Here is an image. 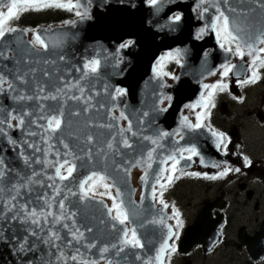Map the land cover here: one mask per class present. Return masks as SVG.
<instances>
[{
  "label": "snow or ice",
  "instance_id": "snow-or-ice-1",
  "mask_svg": "<svg viewBox=\"0 0 264 264\" xmlns=\"http://www.w3.org/2000/svg\"><path fill=\"white\" fill-rule=\"evenodd\" d=\"M147 3L159 12L165 0ZM45 9L72 12L80 20L90 18L81 0H0V98L11 102L0 103V243H6L22 264L37 260L39 264H168L177 252L184 223L176 205L165 201V192L180 176L202 175L186 172L182 161L190 166L198 157L201 165L221 168L219 163L207 164L195 142L182 145L181 141L188 132L207 128L215 147L227 155L229 138L205 121L217 93L228 91L231 76L241 87L264 79V0H198L196 10L206 23L196 38L214 33L220 49L243 63L228 59L211 70L210 75H218L217 82L202 84L199 99L186 106L195 112V122L183 116L171 132H149L154 123L147 120L150 111L139 114L134 125L116 103L126 90L116 87L110 92L107 85L97 89L101 60L96 56L86 58L82 66L73 63L74 57L62 47L66 33L13 24L23 13ZM182 20V14L176 13L170 24ZM133 43L128 40L118 47L122 50ZM181 57L177 49L160 61L174 59L180 64ZM156 75L169 73L158 68ZM101 96L107 101L97 99ZM171 99L161 94L158 103L167 101L170 106ZM152 110L168 109L154 104ZM73 117L85 118L79 131L71 130ZM243 160L245 167L252 165L248 156ZM134 168L142 173L139 202L133 199L136 190L127 187ZM79 169H86L85 174L70 186ZM233 171L241 169L224 162L217 175L205 173L203 178L223 179ZM146 199L148 208H144ZM89 205L99 206L100 215L91 214L95 224L89 219Z\"/></svg>",
  "mask_w": 264,
  "mask_h": 264
},
{
  "label": "water",
  "instance_id": "water-1",
  "mask_svg": "<svg viewBox=\"0 0 264 264\" xmlns=\"http://www.w3.org/2000/svg\"><path fill=\"white\" fill-rule=\"evenodd\" d=\"M81 3L89 10L90 18L84 20L77 18L73 20L75 21L74 25H66L64 23L51 27L44 26L41 30L51 28L56 32L66 33L67 39L62 47L65 52L70 53L74 57L73 63L77 66H82V63L86 58L98 56L101 60V70L99 79L96 80L97 89L102 91L104 85L108 86L110 92L116 87L125 89L127 95L121 97L116 103H119L121 108L130 115L133 119L134 125L139 114L143 111H150L147 120L154 121V123L152 124V128L149 129V132H151L152 129H160L170 132L177 129L180 126V121L183 117V115H180L184 106L187 103H195L199 99L201 93L204 92L202 84L207 83L206 80L208 78L215 77L209 74L210 71L218 69L226 60L232 59V57L226 56L223 50L220 49L214 33L207 32L201 37V41L194 40L197 39V33L200 28L206 23V20L199 17L198 11L196 10L198 0H165L163 8L159 12H157L156 9L151 8L148 5L147 0H91L90 3L89 0H81ZM111 7H114V9L111 10V13H108V9ZM181 7L184 8L181 9ZM127 13H129L128 15L131 14V17L133 18L140 16L141 20H135H140L139 24L145 22L146 27L152 30L153 33L157 34L156 38H149L147 33L146 36L142 37L143 39H146L143 50L140 49L138 44L144 42H137L135 36L132 35L133 33H130L131 31H126V24H122L125 21V17L122 16L129 17L127 16ZM176 13L182 14L183 20L179 24H170V17ZM111 15L114 18H111ZM30 35L29 38H31ZM164 38H169L170 40L182 39L184 42L183 44H178L176 42L162 44ZM128 40L134 41L132 46L120 50L118 46L122 42ZM192 43L198 44H195L198 56L194 59V47H192ZM177 49H180L182 53L181 58L183 59L184 65L180 67L179 72L176 75L178 79L167 81L162 75L157 77V70L154 68V63L161 57L162 53L175 52ZM207 50H210L211 53H208ZM130 54L137 57L134 58ZM144 57H146L144 64L138 68L137 73L135 72V77L138 80L133 91L130 83L126 82V78L129 71L134 67L135 61H141ZM242 63L243 62L239 61L237 65H241ZM74 75L77 74L74 72ZM161 84L167 86L161 87ZM137 86H139V90L137 89ZM130 89H132V91H130ZM137 91L140 93L138 92L137 94ZM133 92L135 96L133 95L132 97L131 95ZM161 94L164 96H171L172 98L170 106L169 103L165 101L167 102L166 108L168 109L166 112L152 110L154 104L157 107L165 108L162 104L158 103ZM97 99L107 101V96L97 97ZM0 103L10 104L11 102L0 98ZM69 104L71 105V102H69ZM125 105L126 107H124ZM172 111L173 114L170 115V112ZM104 114L105 113L102 112L100 115L103 116ZM116 114L118 115V113ZM166 116L168 119L166 121H170L172 125H169V122H164ZM84 120V117H73L71 130L79 131V129L83 127ZM94 131L99 130L94 129ZM13 135L19 137L20 134L13 133ZM194 140L196 143L197 140L195 138ZM194 140L192 136H187L186 134L185 140L181 141V143L186 141L193 142ZM165 143H170V141H165ZM12 158L14 160L16 159L15 153H12ZM17 163L21 168L24 167L20 161L17 160ZM188 163L189 162L182 161L184 169L192 167L193 162L190 163V166H186ZM34 167L37 170L41 169V165H34ZM154 167L156 166L154 165ZM136 169L141 171L139 168H134L132 169V172ZM24 170L29 173L31 172V169L28 168H25ZM85 172L86 169H79L70 186H74L75 180L85 174ZM48 174H52L50 169L48 170ZM131 180L132 174L131 177L128 178L127 187L129 190H136V188H131L129 186ZM45 182L47 183L48 181L45 180ZM65 183L67 184L69 182ZM142 191L143 187L141 192ZM148 195H150V193H148ZM71 199L73 202L76 200L75 197H72ZM133 199L137 202L140 200V198H137L135 195ZM105 203L109 204V201L105 200ZM149 206L150 200L146 199L144 202V208H148ZM209 206L210 205L207 204L203 213L209 214ZM98 208L99 206L92 207L89 205L90 220L92 213H95L97 217L100 215L99 211H97ZM80 218L83 219V217ZM91 222L93 224L96 223L95 220H91ZM203 223L204 224H201L199 219L193 226L187 228L186 234L180 244V252L189 253L198 245L203 246L204 252H209L213 249L214 245L220 239L217 232L218 224L216 222L215 225H210V227H208V218L206 221H203ZM203 226L204 228H202ZM99 227L103 228L104 226L101 225ZM93 251L95 252V250ZM250 254L255 259L263 255L262 252L260 254H255L251 249ZM29 255L31 256L32 254ZM0 264H22V261L18 256L11 253L9 246L6 243H0ZM35 264H39V261L37 260ZM137 264H139V262H137Z\"/></svg>",
  "mask_w": 264,
  "mask_h": 264
},
{
  "label": "flooded vegetation",
  "instance_id": "flooded-vegetation-1",
  "mask_svg": "<svg viewBox=\"0 0 264 264\" xmlns=\"http://www.w3.org/2000/svg\"><path fill=\"white\" fill-rule=\"evenodd\" d=\"M66 12L68 11L48 9L47 13H49V15L45 19L46 23H50L52 21L53 24H58L76 17L74 13L70 12L68 17L63 18L66 15ZM54 15L61 16V20L55 21ZM135 19L140 18H130L129 31H131L130 33H133L132 35L135 36L137 41L139 39L145 40L142 37L146 36V33L149 38L154 35L147 27L143 28V30L138 28L139 20L136 21ZM207 52L209 53L210 50H207ZM224 54L227 56L225 52ZM130 55L134 57V55ZM166 56L167 54H164L162 57ZM145 58L146 57H144L143 60H145ZM248 59L249 58L246 56L245 60ZM239 61L240 60L237 57H232L231 59V62L235 64ZM144 62L145 61H137L134 67L132 69L130 68L131 70L126 78V82L130 83L133 91L137 82L134 76L135 66L138 69L144 64ZM158 62H160L159 65ZM154 65L159 68L161 73H169L167 78H171L179 67V64H177L174 59H165L160 61L159 58ZM233 84V86H229L228 91L217 93L215 97V107L211 109L210 119L205 121V123H210L212 128L225 133V135L229 138L230 143L228 144L227 155L223 154L221 150H218L215 147V138L212 137L207 128L200 129L195 133H187V136L190 135L193 137V140L194 138L197 140L196 144L198 145L201 154H204L203 157L205 162L209 165L212 163H219L221 164V168H213L211 166L206 167L201 165L199 158L194 157L192 167H190L191 169H187L185 171L201 173V177H192L187 175L180 176L179 179L174 180L173 184L170 185L165 192V201L170 205H176L181 213V219L184 223L183 228L180 230V239L176 241L177 252L171 255L168 264H174V261L177 258L178 260H181V264H185L186 262L190 263L191 261V263L194 264L192 256L197 251L202 250L204 252L203 246L198 245L191 252L182 253L179 250V244L184 238L188 227L193 226L199 219L200 223L204 224L203 221H206L207 218L209 219L208 227H210V225H215L217 222V232L220 239L217 244L214 245L211 252H204L206 256H211L215 252L220 251L227 243L225 248L228 251L235 253L234 247H236L239 254L243 252L247 254L245 258L240 256L236 257L235 259L239 260L237 264H264V158L260 160L259 156L256 155V153H253L247 143L243 140L240 128L234 124V121H231V116H227V114L232 111L235 106H243L246 104L250 91H253L254 93V89L256 87H264V79L259 80L255 84H249L243 87L239 86L236 82H233ZM138 87L139 86H137V89ZM132 89H130V91H132ZM133 95L135 96L134 92L131 96L133 97ZM258 95L261 96L256 107L261 110V112L257 111L256 116L260 124L264 125V91L261 90ZM233 97H236V99H233ZM241 98L243 99L242 103L240 102ZM189 104L191 103H187L184 106L182 110L183 116H188L190 120L195 122V112L186 107ZM162 106L166 107L167 103L165 102ZM195 111H200V109H196ZM249 115H251V113H249ZM219 116H224V123L218 124L216 122V119L220 120ZM228 120H230V122H227ZM193 142H195V140ZM187 143L189 142L186 141L181 144L185 145ZM262 153L264 157V152ZM244 156H248L252 161V165L250 167L244 166ZM224 162H226L227 165L233 169L237 167L240 168L241 171L239 173L234 171L230 172L229 175L223 179L210 180L203 178V174L205 173L208 175H217L222 170ZM140 176V172H133V180L130 181L129 185L131 188H136L135 196L137 198H140L143 187L142 182L140 181ZM182 184H191L202 188L206 187V190L203 193L197 194V199H199L200 204L192 224H188L186 216L187 212L184 206L181 205L173 196L174 191ZM197 189L200 191V188ZM109 204L111 203L109 202ZM207 204L210 205L209 214L203 213ZM158 207L159 206L157 205V208ZM168 212L170 214L171 209H169ZM202 228H204V226ZM229 236H232V238L228 240ZM250 249L255 254H260L262 252L263 255L255 259L250 254ZM233 261L235 260L233 259Z\"/></svg>",
  "mask_w": 264,
  "mask_h": 264
},
{
  "label": "rangeland",
  "instance_id": "rangeland-1",
  "mask_svg": "<svg viewBox=\"0 0 264 264\" xmlns=\"http://www.w3.org/2000/svg\"><path fill=\"white\" fill-rule=\"evenodd\" d=\"M50 23L52 24L43 26L51 27L54 25L52 21ZM254 90V93L253 91H250L246 104L243 106H235L233 110L227 114V116H231V121H234V124L240 128L243 140L247 143L248 147L253 151V153H256V155H258L259 159L261 160L264 158L262 153L264 152V125H261L257 119L256 112H261V110L257 109L256 105L259 103L261 96L258 94L261 92V90L264 91V87L258 86ZM249 113H251V115H249ZM219 117L220 120L216 119V122L218 124L224 123V116ZM227 122H230V120ZM197 188H200V191ZM205 190L206 187L202 188L196 185L182 184L174 191L173 196L181 205L184 206L187 212L186 216L188 219V224H192L199 209L200 201L197 199V194L203 193ZM230 238H232V236H229L228 240ZM226 244L223 248H221L220 251L215 252L211 256H206L202 250L195 252L192 256L194 264H237L239 260L235 259L236 257H246L247 254L244 252L239 254L236 247H234L235 253L228 251L225 248ZM233 259L235 261H233ZM191 262L190 264H193ZM174 264H181V260H178L177 258L174 261Z\"/></svg>",
  "mask_w": 264,
  "mask_h": 264
},
{
  "label": "bare ground",
  "instance_id": "bare-ground-1",
  "mask_svg": "<svg viewBox=\"0 0 264 264\" xmlns=\"http://www.w3.org/2000/svg\"><path fill=\"white\" fill-rule=\"evenodd\" d=\"M184 8V7H183ZM182 7H181V9H183ZM114 9V7H111V8H109L108 9V13H111V10H113ZM128 9V8H127ZM129 12V11H128ZM124 13V12H123ZM131 13V12H130ZM135 13V12H134ZM129 13H127V16H129V17H126V16H122V17H125V21H124V23H122V24H126V27H127V30L126 31H128L129 32V25H130V18H131V14L130 15H128ZM136 14V13H135ZM111 18H114L112 15H111ZM137 18H140V20H141V17L139 16V17H137ZM116 19V18H115ZM139 20V21H140ZM112 22V21H111ZM110 22V23H111ZM121 22V21H120ZM106 23V22H105ZM114 23V22H113ZM107 24V23H106ZM120 24V23H119ZM121 24V25H122ZM141 24V23H140ZM139 24V26H138V28H140V29H142L143 30V28H146V25H145V22H142V24L140 25ZM109 25V24H108ZM123 28V27H122ZM154 28V27H153ZM150 32L152 33V34H154L153 36H152V38H156L157 37V34H155V33H153L152 32V30H150ZM119 35V34H118ZM154 40V39H153ZM191 40V39H190ZM194 40H197V41H201V38L200 39H194ZM145 41H146V39L145 40H141V39H139L137 42H144V43H142V44H138L139 46H140V49L141 50H143V46H144V44H145ZM186 41V40H185ZM203 41V40H202ZM169 42H176V43H178V44H183V40L182 39H173V40H170L169 38H164L163 40H162V44H166V43H169ZM193 42V41H192ZM196 43H192L191 45H192V47H194V56H193V59L195 58V57H197L198 56V52L196 51V48H195V46L196 45H198V44H196ZM184 46V45H183ZM135 57H137V56H135L134 55V58ZM190 58V57H189ZM199 58V57H198ZM188 59V58H187ZM120 61V60H119ZM141 61H145V60H141ZM187 61H189V60H187ZM135 63H137V61H135ZM193 63V62H192ZM142 64V63H141ZM135 72L137 73L138 72V69L136 68V66H135ZM135 72H134V76H135ZM135 79H136V81L138 80L136 77H135ZM136 85V84H135ZM139 90V89H138ZM138 92L139 91H137L136 93L138 94ZM140 93V92H139ZM182 104H184V103H182ZM181 104V105H182ZM177 107V106H176ZM180 108V107H179ZM167 114V113H166ZM173 114V111L172 112H170V115H172ZM168 115V114H167ZM183 115V112H181V115L180 116H182ZM171 117V116H170ZM166 120H168L167 119V116H166V118L164 119V122L165 123H168L169 125H172V123L170 122V121H166ZM140 195V194H139Z\"/></svg>",
  "mask_w": 264,
  "mask_h": 264
},
{
  "label": "trees",
  "instance_id": "trees-1",
  "mask_svg": "<svg viewBox=\"0 0 264 264\" xmlns=\"http://www.w3.org/2000/svg\"><path fill=\"white\" fill-rule=\"evenodd\" d=\"M68 12H66V15L63 18L68 17ZM49 15V13H44V14H38V12L35 11H30L23 13L21 17H23V21L20 23L21 25L29 26V27H35L38 26L40 23H45L46 17ZM39 16V17H36ZM45 16V17H42ZM55 21H60L61 16L54 15Z\"/></svg>",
  "mask_w": 264,
  "mask_h": 264
}]
</instances>
